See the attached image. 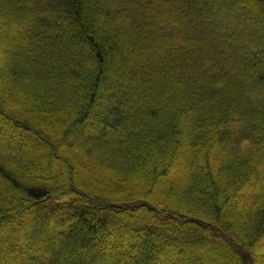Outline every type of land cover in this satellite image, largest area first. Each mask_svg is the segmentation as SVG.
Wrapping results in <instances>:
<instances>
[{
    "label": "trees",
    "instance_id": "obj_1",
    "mask_svg": "<svg viewBox=\"0 0 264 264\" xmlns=\"http://www.w3.org/2000/svg\"><path fill=\"white\" fill-rule=\"evenodd\" d=\"M5 21L0 264L39 237L42 264L136 241L131 264H264V0H0Z\"/></svg>",
    "mask_w": 264,
    "mask_h": 264
},
{
    "label": "rangeland",
    "instance_id": "obj_2",
    "mask_svg": "<svg viewBox=\"0 0 264 264\" xmlns=\"http://www.w3.org/2000/svg\"><path fill=\"white\" fill-rule=\"evenodd\" d=\"M252 9H253V11L256 12V9L255 8H251V10ZM167 14H168V16L170 18L171 17H172V19L175 18L176 21H183L184 20V17H185V16L184 17H178V15H176V12H174V11H172L170 13L168 12ZM11 22L12 21H5L4 23L3 22L2 23L0 22V29L7 30L8 33H9V37L10 38H14V36L12 35V32L10 30V27H12L11 24H13V22L12 23ZM263 29H264V27H263ZM263 29L261 31H264ZM205 47H207V46H205ZM112 72H114V67L111 68V74L109 75L108 80H106V82H105V85L106 86H108L109 83H110V78L112 77ZM12 134H14V133H12ZM23 140L26 141L25 138H23ZM23 140L21 139V142H24ZM175 179H178V177L176 176ZM25 202L27 203V200L26 199H25ZM244 202H245V200H243V198H239V199L236 200L237 205H242ZM39 216L40 215L38 214V212L36 210H34V208L33 209H30V213L28 215V219L30 220V224H31L32 228L37 226L36 225V221H37V218ZM50 241L52 242V244H54L53 246H55L58 249H62L64 251H66L67 253H70V254L74 255L75 258H78V257H80L82 255V253H80V251L74 250L72 247L63 246L64 245V241L61 238H54V239H51ZM46 243H48V242H46L44 240V238H41V237L37 238L36 244L39 246L40 252L38 254H36V256L33 258L34 261H36L37 264H42L41 258L43 256L48 255V251L44 248ZM138 244H139V246H138ZM141 244L138 241L131 243V246L132 247L138 246L139 247V250H138V252H136V251H133V248H130V250L128 251V255L130 256V258L127 261L124 260L123 257H122L123 259H120L117 255H114V258L113 259H110L109 261H106V262L108 264H131L132 263V258L139 257L140 254L143 252V246ZM10 250H11L10 248H5L3 250V253L5 254V253H7ZM206 251H207V249H206ZM85 254H86L85 257H88L87 256V253H85ZM95 256L97 258L103 257V255L98 254V253ZM189 256H191V254H189ZM182 257H183V255H180L179 256V258H182ZM212 259H214V258H212ZM212 259L209 258V260H212ZM121 260H123V262Z\"/></svg>",
    "mask_w": 264,
    "mask_h": 264
}]
</instances>
